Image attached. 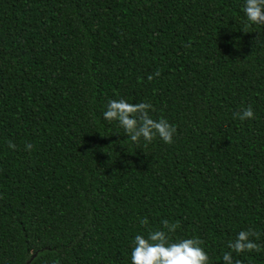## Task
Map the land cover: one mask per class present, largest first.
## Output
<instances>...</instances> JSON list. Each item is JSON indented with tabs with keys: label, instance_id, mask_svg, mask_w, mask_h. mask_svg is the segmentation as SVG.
<instances>
[{
	"label": "trees",
	"instance_id": "obj_1",
	"mask_svg": "<svg viewBox=\"0 0 264 264\" xmlns=\"http://www.w3.org/2000/svg\"><path fill=\"white\" fill-rule=\"evenodd\" d=\"M243 4L0 0V264H131L163 219L209 264L254 229L261 251L233 258L264 264V24ZM120 98L174 142L127 139L103 117Z\"/></svg>",
	"mask_w": 264,
	"mask_h": 264
},
{
	"label": "clouds",
	"instance_id": "obj_2",
	"mask_svg": "<svg viewBox=\"0 0 264 264\" xmlns=\"http://www.w3.org/2000/svg\"><path fill=\"white\" fill-rule=\"evenodd\" d=\"M242 11L252 24H264V0H244ZM160 75L161 70H156L147 79L151 81ZM150 111H154L150 102L132 103L124 98L111 99L103 117L109 122L118 121L127 139L136 144L142 139L151 143L157 137L166 144H172L177 132L176 126L163 117L154 119ZM235 116L241 121L254 119L253 107L249 105L235 113ZM8 146L16 148L11 140L8 141ZM33 147L31 143H27L25 150L30 152ZM140 224L147 226L148 218H142ZM161 225L162 228H148L147 235H135L132 242L131 264H209V256L202 247L204 244L202 239L192 237L173 240L169 234L176 232L180 226L179 222L170 223L168 219H163ZM259 235L251 228L239 231L236 237L227 243V248L231 251L223 253V264H242L240 260H234L233 252L239 254L245 251H261V245L253 239V237L259 239ZM53 264H59V260Z\"/></svg>",
	"mask_w": 264,
	"mask_h": 264
}]
</instances>
